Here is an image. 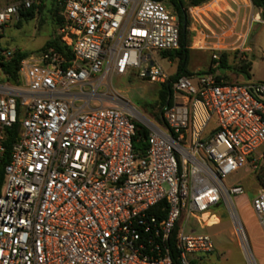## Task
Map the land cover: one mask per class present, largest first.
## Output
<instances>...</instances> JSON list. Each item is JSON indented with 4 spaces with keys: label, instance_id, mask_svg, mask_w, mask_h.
<instances>
[{
    "label": "built area",
    "instance_id": "built-area-1",
    "mask_svg": "<svg viewBox=\"0 0 264 264\" xmlns=\"http://www.w3.org/2000/svg\"><path fill=\"white\" fill-rule=\"evenodd\" d=\"M43 1L9 0L0 8V37ZM240 2L248 27L264 23L250 0ZM57 3V36L69 57L53 47L32 53L14 81L0 67V161L12 140L0 189V264L197 263L194 255L214 246L208 235L187 233V221L207 228L203 216L220 206L247 264H256L233 202L244 191L223 179L264 146V81L179 76L160 123L106 105L111 77L168 80L156 57L179 48L177 17L156 0ZM196 10L187 9L191 18ZM210 34V50H221ZM201 36L195 49H204ZM13 54L4 49L2 61ZM135 123L148 132L143 155L133 149ZM251 206L264 235V188Z\"/></svg>",
    "mask_w": 264,
    "mask_h": 264
},
{
    "label": "rangeland",
    "instance_id": "rangeland-1",
    "mask_svg": "<svg viewBox=\"0 0 264 264\" xmlns=\"http://www.w3.org/2000/svg\"><path fill=\"white\" fill-rule=\"evenodd\" d=\"M53 0H45L34 10V15L28 20H18L9 23L0 37V49H10L22 53H37L52 38H57L58 26H55ZM189 2L190 0H185ZM212 0L198 7L194 18L190 19L189 30L190 51L188 52L187 70L192 73L207 71L213 64L210 63L213 53L219 56L226 54L229 69L224 71L214 69L216 76L223 82H246L244 75L238 74V67L242 61L251 63L250 81H264V23L251 22L248 27L246 10L240 1L224 0L219 7L212 10L208 8ZM9 4V0H0V8ZM39 8V6H41ZM192 8V7H188ZM232 12V13H231ZM236 13L238 15H236ZM254 10L251 11V15ZM189 15V14H188ZM214 33L219 38L221 50H210L215 40L210 37ZM205 35L204 49L200 46L201 34ZM248 48L247 52L243 47ZM156 60L162 69L169 75L176 73V62H171L157 55ZM146 65L141 66L144 70ZM107 81V79H105ZM106 105H116L130 111L135 110L149 120L155 121L154 115L158 113L157 83H150L140 79L136 73H129L122 77H111L105 83ZM250 163L239 168L223 179L227 188L241 186L244 195L233 198L236 214L242 223L247 235L248 247L256 264H264V235L259 226L257 217L252 210L251 202L264 179V146L251 157ZM253 166L255 168H253ZM215 216L204 215L207 228H200L194 219L187 221L189 234L208 235L214 249L209 254H195L197 264H247L246 254L234 233V227L228 211L220 206L212 211Z\"/></svg>",
    "mask_w": 264,
    "mask_h": 264
},
{
    "label": "trees",
    "instance_id": "trees-1",
    "mask_svg": "<svg viewBox=\"0 0 264 264\" xmlns=\"http://www.w3.org/2000/svg\"><path fill=\"white\" fill-rule=\"evenodd\" d=\"M156 1H161L165 2L169 8H171L178 20V25H179V48L174 51H162L160 52V56L163 59H167L171 62H176V73L169 76L168 80L165 83L158 84L159 89L157 93V99H158V113L154 115L155 121L160 123L161 122V115L164 111V109L168 106L171 105V90H170V82L174 81L176 78L179 76L185 75H193V74H198V75H214L216 68H218L221 71H224L226 69H229V66L227 65L226 62V54L222 53L221 56H219L218 60H213L212 58L210 59V63L213 64V66H210L207 71H201L197 73H192L187 70V65H188V52L190 51V43L192 37V33L189 30L190 27V19L189 15L187 12L188 7H200L209 0H190L189 2H186L185 0H156ZM252 2V5L259 11L261 19L264 21V0H250ZM44 2V1H43ZM53 5V11H54V21H55V26H58L59 28L62 26V18L59 15L60 13V8L58 6L57 0L52 1ZM38 6H32L31 9L28 11L21 13L19 16L20 20H28L31 19L34 15V10ZM39 6V8H41ZM48 47H53L56 51L61 53L62 55H65L66 57H69V52L67 51L66 47L62 45L60 42L59 36L57 38H52L49 39L44 47L40 50H44ZM3 49H0V67L1 71L7 76L14 81L17 77L16 72L18 65L20 61L30 55L29 53H22L19 51H15L12 58L9 61L3 62L2 57H1V52ZM38 53V52H37ZM250 70H251V63L248 61H242L239 64L238 67V74L244 75L246 80H250ZM215 76V80L217 83L223 82L221 79ZM225 84H232V83H237V82H223ZM147 135L148 132L139 123H135V137L133 139V149L136 152H139L141 155H143L147 149ZM12 140H8L6 143V154L0 161V189L3 184V168L7 164L8 161V155H9V150H10V143ZM261 180L262 187L264 188V179L258 177ZM162 216H164V213H162ZM178 264V263H176ZM192 264H197L196 262H192Z\"/></svg>",
    "mask_w": 264,
    "mask_h": 264
},
{
    "label": "crops",
    "instance_id": "crops-1",
    "mask_svg": "<svg viewBox=\"0 0 264 264\" xmlns=\"http://www.w3.org/2000/svg\"><path fill=\"white\" fill-rule=\"evenodd\" d=\"M221 1H224V0H212L211 2H210V4L208 5V8L209 9H213V8H215V7H219V3L221 2ZM244 1V0H243ZM199 9V8H198ZM243 51H246L247 52V50H248V48H246L245 46L243 47V49H242Z\"/></svg>",
    "mask_w": 264,
    "mask_h": 264
}]
</instances>
